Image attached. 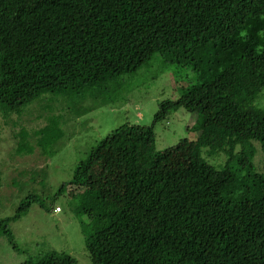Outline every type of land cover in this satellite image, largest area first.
<instances>
[{"label":"trees","instance_id":"16d2710c","mask_svg":"<svg viewBox=\"0 0 264 264\" xmlns=\"http://www.w3.org/2000/svg\"><path fill=\"white\" fill-rule=\"evenodd\" d=\"M155 54L194 80L159 102L151 125L112 129L66 183L88 189L89 264H264V0H0V115L16 124L11 116L37 101L51 112L50 93L66 92L86 93L90 111ZM180 107L204 119L187 165L169 169L154 122ZM61 133L60 116L48 114L19 129L15 152L46 155ZM33 198L0 219L15 249L9 223ZM20 264L78 261L49 248Z\"/></svg>","mask_w":264,"mask_h":264},{"label":"rangeland","instance_id":"374dc122","mask_svg":"<svg viewBox=\"0 0 264 264\" xmlns=\"http://www.w3.org/2000/svg\"><path fill=\"white\" fill-rule=\"evenodd\" d=\"M187 67L165 62L155 54L136 72L122 76L119 86L109 95L108 103L85 108L92 100L86 93H50L47 109L43 102H34L23 113L13 114L16 124L0 115V219L14 215L22 200L33 195L24 214L9 223L17 249L0 236V264H20L30 254L49 248L64 250L78 264H89L88 252L80 221H87L82 203L88 196L87 187L66 184L73 178L76 165L87 158L91 148L112 129L123 124L151 125L159 102L177 98L183 87L193 81ZM264 106V92L259 98ZM26 111V112H25ZM77 112V113H76ZM48 114L60 116L61 137L46 155L39 150L22 155L15 152L16 133L21 127L31 131L46 123ZM201 109L188 111L182 107L154 122L157 149L170 148L162 162L165 168L186 166L190 148L199 134L195 123L203 120ZM22 123V124H19ZM109 153V151H104ZM261 153L256 161L261 166ZM213 162V161H212ZM103 161L98 157L91 166L96 180L104 179ZM52 201L61 208L53 210Z\"/></svg>","mask_w":264,"mask_h":264},{"label":"built area","instance_id":"2783aa9c","mask_svg":"<svg viewBox=\"0 0 264 264\" xmlns=\"http://www.w3.org/2000/svg\"><path fill=\"white\" fill-rule=\"evenodd\" d=\"M59 210H60V208H59V207H56V208H55V211H59Z\"/></svg>","mask_w":264,"mask_h":264}]
</instances>
